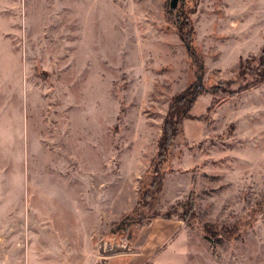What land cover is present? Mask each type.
I'll return each instance as SVG.
<instances>
[{
  "label": "rangeland",
  "instance_id": "rangeland-1",
  "mask_svg": "<svg viewBox=\"0 0 264 264\" xmlns=\"http://www.w3.org/2000/svg\"><path fill=\"white\" fill-rule=\"evenodd\" d=\"M177 4L0 0V264H264V0ZM189 86L178 227L116 228Z\"/></svg>",
  "mask_w": 264,
  "mask_h": 264
},
{
  "label": "trees",
  "instance_id": "trees-1",
  "mask_svg": "<svg viewBox=\"0 0 264 264\" xmlns=\"http://www.w3.org/2000/svg\"><path fill=\"white\" fill-rule=\"evenodd\" d=\"M184 24L191 33L192 27L191 24L188 23V19ZM179 37H181L182 40H185L180 31ZM198 93V88L189 86L176 95L170 103V107L173 106L174 101L179 102V105L175 108L172 107L173 110H170L169 107L163 117L160 135L157 140L156 153L149 161L147 170L138 180L136 199L133 206L128 212L122 214L119 221L115 224L116 228L125 229L130 223L133 225L136 224L138 226L147 227L153 218H170L169 214L160 215L158 212L150 214L151 209L158 202V196L162 188L163 172L160 167L166 161L171 142L179 132L178 127L180 125V121L184 118H189V110L191 109Z\"/></svg>",
  "mask_w": 264,
  "mask_h": 264
},
{
  "label": "crops",
  "instance_id": "crops-1",
  "mask_svg": "<svg viewBox=\"0 0 264 264\" xmlns=\"http://www.w3.org/2000/svg\"><path fill=\"white\" fill-rule=\"evenodd\" d=\"M176 157H177V159H179V156L178 155ZM170 162H171V160H170ZM182 162H183V159H182ZM173 168H170V170H168L167 172H165L164 175H163L162 188H161V192H160L159 198L162 201V203H164V204H167V203H170V202L176 200L178 197L181 196V194H182V192L184 190V183L183 182H180V178H181V176L183 174L182 171H180V170H184L185 165L183 163H181L178 167H175L174 169ZM168 178H172V181H174V182H172L170 184L172 186V188H169L168 187V189L166 190L165 189V182H166V180H168ZM77 179L79 181V178L78 177H77ZM182 180H183V178H182ZM94 192H96V190H94ZM102 194L105 196V194H106L105 189H104V192ZM109 199H110V197H109ZM106 208L108 209V212L110 213V205L108 207L107 204H106V201H105V204H104V213H106ZM100 215L102 217V214H100ZM156 219L167 220L169 222H173L174 228L169 233L168 237L171 235V233L173 232V230L176 227H178V224H179L177 220H173L171 218H169V219L161 218V217L153 218V220H156Z\"/></svg>",
  "mask_w": 264,
  "mask_h": 264
},
{
  "label": "water",
  "instance_id": "water-1",
  "mask_svg": "<svg viewBox=\"0 0 264 264\" xmlns=\"http://www.w3.org/2000/svg\"><path fill=\"white\" fill-rule=\"evenodd\" d=\"M178 0H168V7L170 9H175L179 5L177 4ZM45 76V75H44ZM199 83V82H198Z\"/></svg>",
  "mask_w": 264,
  "mask_h": 264
}]
</instances>
